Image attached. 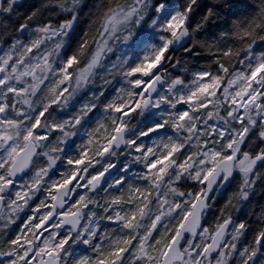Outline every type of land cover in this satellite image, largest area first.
<instances>
[{"label": "clouds", "instance_id": "clouds-1", "mask_svg": "<svg viewBox=\"0 0 264 264\" xmlns=\"http://www.w3.org/2000/svg\"><path fill=\"white\" fill-rule=\"evenodd\" d=\"M0 264H264V0H0Z\"/></svg>", "mask_w": 264, "mask_h": 264}]
</instances>
